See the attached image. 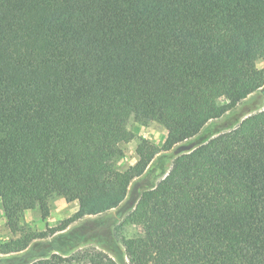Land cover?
Returning <instances> with one entry per match:
<instances>
[{
    "label": "trees",
    "instance_id": "obj_1",
    "mask_svg": "<svg viewBox=\"0 0 264 264\" xmlns=\"http://www.w3.org/2000/svg\"><path fill=\"white\" fill-rule=\"evenodd\" d=\"M264 0H0V205L76 202L67 226L117 208L161 150L196 136L264 85ZM132 118L166 131L118 168ZM128 264H264V109L176 156L138 197ZM53 233V231H50ZM29 233L0 244L19 252ZM118 264L95 248L31 264Z\"/></svg>",
    "mask_w": 264,
    "mask_h": 264
},
{
    "label": "rangeland",
    "instance_id": "obj_2",
    "mask_svg": "<svg viewBox=\"0 0 264 264\" xmlns=\"http://www.w3.org/2000/svg\"><path fill=\"white\" fill-rule=\"evenodd\" d=\"M256 66L259 69L264 66V55L256 61ZM262 109H264V85L220 118L207 122L193 138L174 145L170 150L159 151L143 174L131 181L126 197L120 205L105 213L86 215L65 226V220L77 210V203L52 197L49 200V214L46 218H42L38 210L25 211L20 223L22 232L13 235L7 228L0 205V244L22 238L29 233L49 234L44 238L34 239L22 251L0 254V264H31L54 253L69 256L77 251L91 248L106 253L118 264H128L125 256L123 260L118 261L120 257H117L116 253L124 252L123 240L138 239L142 234L141 227L130 217L141 193L154 187L167 174L176 156L191 151L218 134L234 129L245 117ZM126 127L133 132L135 138L121 145L124 156L117 164L120 169L135 163V148L140 139L162 148L166 137L165 129L155 122L140 126L129 118ZM73 264H85V261L78 260Z\"/></svg>",
    "mask_w": 264,
    "mask_h": 264
}]
</instances>
